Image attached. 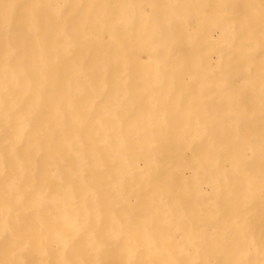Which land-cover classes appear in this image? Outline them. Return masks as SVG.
<instances>
[{"label":"bare ground","instance_id":"bare-ground-1","mask_svg":"<svg viewBox=\"0 0 264 264\" xmlns=\"http://www.w3.org/2000/svg\"><path fill=\"white\" fill-rule=\"evenodd\" d=\"M0 264H264V0H0Z\"/></svg>","mask_w":264,"mask_h":264}]
</instances>
